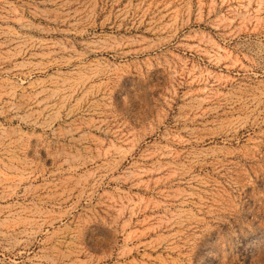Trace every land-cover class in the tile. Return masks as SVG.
Wrapping results in <instances>:
<instances>
[{
    "label": "rangeland",
    "instance_id": "1",
    "mask_svg": "<svg viewBox=\"0 0 264 264\" xmlns=\"http://www.w3.org/2000/svg\"><path fill=\"white\" fill-rule=\"evenodd\" d=\"M0 264H264V0H0Z\"/></svg>",
    "mask_w": 264,
    "mask_h": 264
}]
</instances>
